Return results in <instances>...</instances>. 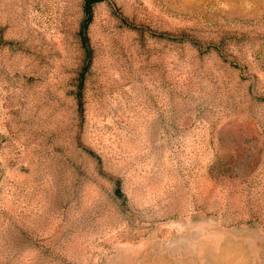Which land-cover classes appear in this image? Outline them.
I'll return each mask as SVG.
<instances>
[{
	"label": "rangeland",
	"instance_id": "obj_1",
	"mask_svg": "<svg viewBox=\"0 0 264 264\" xmlns=\"http://www.w3.org/2000/svg\"><path fill=\"white\" fill-rule=\"evenodd\" d=\"M0 264H264V0H0Z\"/></svg>",
	"mask_w": 264,
	"mask_h": 264
}]
</instances>
